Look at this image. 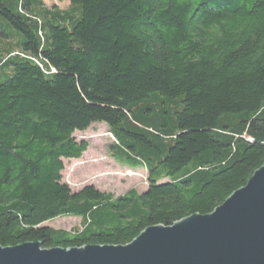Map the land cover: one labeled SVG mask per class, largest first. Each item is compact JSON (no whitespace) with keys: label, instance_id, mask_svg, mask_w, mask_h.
Instances as JSON below:
<instances>
[{"label":"trees","instance_id":"trees-1","mask_svg":"<svg viewBox=\"0 0 264 264\" xmlns=\"http://www.w3.org/2000/svg\"><path fill=\"white\" fill-rule=\"evenodd\" d=\"M94 123L146 190L64 181ZM263 164L264 0H0L1 245L128 243L213 211ZM61 216L81 226L45 224Z\"/></svg>","mask_w":264,"mask_h":264},{"label":"water","instance_id":"water-1","mask_svg":"<svg viewBox=\"0 0 264 264\" xmlns=\"http://www.w3.org/2000/svg\"><path fill=\"white\" fill-rule=\"evenodd\" d=\"M0 264H264V164L207 214L150 225L124 244H0Z\"/></svg>","mask_w":264,"mask_h":264},{"label":"rangeland","instance_id":"rangeland-1","mask_svg":"<svg viewBox=\"0 0 264 264\" xmlns=\"http://www.w3.org/2000/svg\"><path fill=\"white\" fill-rule=\"evenodd\" d=\"M50 7L57 5L69 7L71 0H44ZM79 141L87 139L89 149L81 158H64V181L75 190L84 188L87 184L98 186L103 191H111L120 195L134 186L141 191L148 187V171L144 168H130L120 164L112 155L111 144L114 141L106 123H94L85 131L74 134ZM46 225L74 229L81 226V219L76 216H61L45 222Z\"/></svg>","mask_w":264,"mask_h":264}]
</instances>
